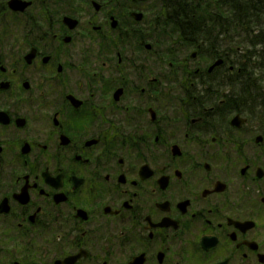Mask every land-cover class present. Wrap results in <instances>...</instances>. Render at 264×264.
<instances>
[{"label": "flooded vegetation", "instance_id": "af4514ba", "mask_svg": "<svg viewBox=\"0 0 264 264\" xmlns=\"http://www.w3.org/2000/svg\"><path fill=\"white\" fill-rule=\"evenodd\" d=\"M170 1L0 0V264H264V44Z\"/></svg>", "mask_w": 264, "mask_h": 264}, {"label": "trees", "instance_id": "16d2710c", "mask_svg": "<svg viewBox=\"0 0 264 264\" xmlns=\"http://www.w3.org/2000/svg\"><path fill=\"white\" fill-rule=\"evenodd\" d=\"M174 3L171 0L167 7L170 21L176 19L185 41L192 35H205L212 41L217 34L225 35L227 43L235 44L241 34L244 43L264 44V0H177ZM229 50L234 52L235 48ZM258 50V58L263 60L264 47Z\"/></svg>", "mask_w": 264, "mask_h": 264}, {"label": "bare ground", "instance_id": "6f19581e", "mask_svg": "<svg viewBox=\"0 0 264 264\" xmlns=\"http://www.w3.org/2000/svg\"><path fill=\"white\" fill-rule=\"evenodd\" d=\"M172 1H175L174 5L177 4V0H172Z\"/></svg>", "mask_w": 264, "mask_h": 264}, {"label": "water", "instance_id": "95a60500", "mask_svg": "<svg viewBox=\"0 0 264 264\" xmlns=\"http://www.w3.org/2000/svg\"><path fill=\"white\" fill-rule=\"evenodd\" d=\"M134 1H138V0H134Z\"/></svg>", "mask_w": 264, "mask_h": 264}]
</instances>
